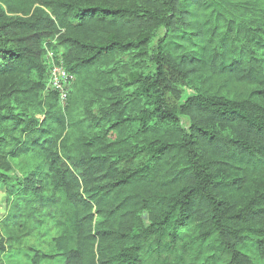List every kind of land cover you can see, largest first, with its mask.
Segmentation results:
<instances>
[{
  "label": "trees",
  "instance_id": "16d2710c",
  "mask_svg": "<svg viewBox=\"0 0 264 264\" xmlns=\"http://www.w3.org/2000/svg\"><path fill=\"white\" fill-rule=\"evenodd\" d=\"M59 46L66 107L47 90ZM168 69L197 92L189 128ZM242 84L261 89L230 98ZM239 170L264 171V0H0V264L17 247L32 264H192L177 230L193 223L213 246L203 264H252L264 192L239 199Z\"/></svg>",
  "mask_w": 264,
  "mask_h": 264
},
{
  "label": "rangeland",
  "instance_id": "374dc122",
  "mask_svg": "<svg viewBox=\"0 0 264 264\" xmlns=\"http://www.w3.org/2000/svg\"><path fill=\"white\" fill-rule=\"evenodd\" d=\"M165 34V28H160L156 33V36L152 39L149 51H152L157 45L158 40ZM49 52H55L61 57L64 61L63 53L65 49L63 46L58 48H49ZM148 72H155V65L153 62L148 64ZM114 79L120 81L122 78L126 77V74L122 71L115 74ZM168 78H172V86L174 91L167 92V102L171 109L175 110L179 116L180 123L185 128L190 127L189 117L180 112L181 106L197 92L192 87H187L184 83L177 78L176 74L168 69ZM254 89H261V86L256 84H242L233 87L229 92L230 98H246L248 93ZM145 156L141 155L136 158L131 163V168L136 167L138 164L142 163L145 160ZM231 179H235V185L238 183L243 184L241 188H237L238 198L241 200L248 199L249 196H252L258 192H264V171L261 172H250L245 170H239L236 173L231 175ZM11 198L8 196L6 185L0 182V230L3 229L2 220L10 213L11 211ZM143 219L146 223H149L148 213L143 214ZM32 221H30L31 223ZM29 223V224H30ZM36 223H31V226L34 227ZM251 236V235H250ZM264 237V236H262ZM46 239L42 232L31 237L26 242L40 241ZM177 240H179V252L184 254L187 260H192V264H203L205 258L212 253L213 246L209 240L203 241L199 235L198 229L195 224L184 226L177 230ZM243 252L249 257L252 261V264H264V252L257 249L254 245V240L252 237L246 240V243L242 246ZM1 259L4 264H32L31 254L27 248L17 247L14 250H7L1 255ZM64 257H56L52 260H45L41 264H64Z\"/></svg>",
  "mask_w": 264,
  "mask_h": 264
},
{
  "label": "built area",
  "instance_id": "2783aa9c",
  "mask_svg": "<svg viewBox=\"0 0 264 264\" xmlns=\"http://www.w3.org/2000/svg\"><path fill=\"white\" fill-rule=\"evenodd\" d=\"M45 63L49 72L47 90L57 92L61 105L66 107L75 82V75L66 68L64 61L55 52H48Z\"/></svg>",
  "mask_w": 264,
  "mask_h": 264
}]
</instances>
